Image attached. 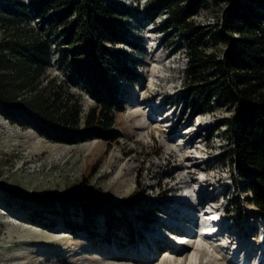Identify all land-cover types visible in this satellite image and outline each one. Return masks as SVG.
Instances as JSON below:
<instances>
[{
	"label": "rangeland",
	"instance_id": "1",
	"mask_svg": "<svg viewBox=\"0 0 264 264\" xmlns=\"http://www.w3.org/2000/svg\"><path fill=\"white\" fill-rule=\"evenodd\" d=\"M106 1L128 12L117 24L125 41L113 48L134 73L115 79L124 103L115 114L117 140L54 142L0 115V264H264V218L248 192L232 182L237 171L220 120L233 109L197 113L183 104V43L165 26L158 0ZM18 2L28 0H0V7ZM221 8L207 0L192 20L216 24ZM29 27H38L33 16L14 24L4 14L0 45L14 32L23 37ZM51 78L63 95L80 96L83 110L92 104L66 82L67 68L53 51L40 83ZM83 189L119 203L143 238L129 241L114 229L107 239L102 217L92 236L85 228L69 229L60 215L44 226L15 201ZM203 195L197 206L189 204ZM68 217L82 224L80 214Z\"/></svg>",
	"mask_w": 264,
	"mask_h": 264
},
{
	"label": "trees",
	"instance_id": "2",
	"mask_svg": "<svg viewBox=\"0 0 264 264\" xmlns=\"http://www.w3.org/2000/svg\"><path fill=\"white\" fill-rule=\"evenodd\" d=\"M158 1L166 12L165 26L183 43V104L197 113L233 109L220 120L231 146L228 160L237 171L232 182L248 192L264 218V0H212L222 7L221 17L208 25L192 20L207 0ZM1 12L14 24L31 15L38 27H29L23 37L13 31L0 45V115L54 142H115V114L124 110L115 79L134 77L113 48L125 41L117 24L127 10L106 0H28L0 7ZM52 51L67 68L66 82L91 97L86 110L80 96L62 94L55 78L40 83ZM15 201L29 220L44 226L53 224L52 215H60L69 229L85 228L92 236L102 217L107 239L114 229H122L129 241L143 238L119 203L93 190ZM72 214H80L82 224L71 221Z\"/></svg>",
	"mask_w": 264,
	"mask_h": 264
},
{
	"label": "bare ground",
	"instance_id": "3",
	"mask_svg": "<svg viewBox=\"0 0 264 264\" xmlns=\"http://www.w3.org/2000/svg\"><path fill=\"white\" fill-rule=\"evenodd\" d=\"M204 197H205V196L203 195V196H201L200 199L197 200L196 202L194 201V203H191V202H193V201H191L189 204H190V205H193V206H194V205L197 206V204H199V203L203 200ZM181 198H182V197H181ZM197 199H198V198H197ZM177 200H179V201H181V202L184 201V200H181L180 198L177 199ZM194 208H195V207H194ZM184 214H185V213L182 212V213L180 214V216H183ZM225 229H226V227L223 226L222 230H221L218 234L224 232ZM189 246H190V245H189ZM187 248H188V246L180 245L179 250L182 251V252L184 253V252H186V251L188 250Z\"/></svg>",
	"mask_w": 264,
	"mask_h": 264
},
{
	"label": "water",
	"instance_id": "4",
	"mask_svg": "<svg viewBox=\"0 0 264 264\" xmlns=\"http://www.w3.org/2000/svg\"><path fill=\"white\" fill-rule=\"evenodd\" d=\"M18 199H22V198H18Z\"/></svg>",
	"mask_w": 264,
	"mask_h": 264
},
{
	"label": "built area",
	"instance_id": "5",
	"mask_svg": "<svg viewBox=\"0 0 264 264\" xmlns=\"http://www.w3.org/2000/svg\"><path fill=\"white\" fill-rule=\"evenodd\" d=\"M21 200V199H20Z\"/></svg>",
	"mask_w": 264,
	"mask_h": 264
}]
</instances>
